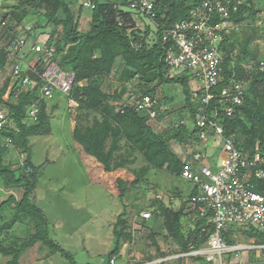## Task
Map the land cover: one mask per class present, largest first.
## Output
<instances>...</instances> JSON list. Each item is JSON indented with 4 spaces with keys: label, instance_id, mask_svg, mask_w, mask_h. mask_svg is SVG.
Instances as JSON below:
<instances>
[{
    "label": "trees",
    "instance_id": "16d2710c",
    "mask_svg": "<svg viewBox=\"0 0 264 264\" xmlns=\"http://www.w3.org/2000/svg\"><path fill=\"white\" fill-rule=\"evenodd\" d=\"M87 1L92 5L86 6ZM236 1H232L233 7ZM240 1L236 11L230 9L227 21L237 25L254 24L264 9V0ZM202 2L156 0L150 14L132 10L128 0H20L17 5H0V19L5 23L0 29V112H4L12 124L0 134V178L6 190H23L20 199L10 195L0 203V218L7 210L12 213V218L0 226V254L11 257L6 264H20L23 254L38 243L41 251L47 249L45 259L59 254L70 264H77L73 255L52 239L45 213L31 202L38 186L40 167L32 163L30 138L49 136L53 129L48 100L41 98L42 75L50 63H57L62 71L75 74L70 94L72 102L78 104L72 132L74 142L82 147L85 154L94 157L107 173L127 169L134 174L131 188L137 189V193L131 204L136 207L145 231L133 228L128 212L119 214L113 223L115 242L107 264H116L123 246L139 244L136 239L140 242L150 240L157 247L158 254L147 255L146 262L167 257L168 253L160 250L158 244L162 232L178 244L181 253L196 250L208 240L211 234L208 218H202L196 210L188 208L198 194L197 189L191 190L179 208L168 207L161 200L151 209L135 202L145 193L141 185L149 183L147 176L151 170H163L182 179L184 162L192 156L190 147L202 143L197 134L201 132L197 123L202 110H206L207 117L211 119L213 112L217 111L216 120L224 128V135L234 139L237 147L250 154L254 151L264 154V68H261L264 58L257 60V51L253 47L243 44V50L234 55L238 38L224 34V80L219 86L235 80L244 89L243 103L234 107L231 116L217 101L206 106L201 98H194L190 77L174 78L169 72L165 57L169 44L163 42L164 27L186 19L191 10ZM54 4L58 11L50 13ZM85 11L91 12L90 28L81 32L79 23ZM135 15L146 21L144 28L137 27ZM212 20L219 22L222 18L215 14ZM49 25L53 28L45 45L54 47V55L51 58L41 56L33 66L36 71L31 68L16 74L17 62L10 58L13 43L19 38L37 42V33H44ZM19 29L24 30L22 37L18 34ZM249 36L247 40L250 43L255 36ZM229 40L232 45H227ZM23 50L18 56L26 60L28 55L25 56ZM121 67L124 68L121 82L136 81L139 96L148 95L157 102L162 85H181L185 106L178 112L179 124H169L160 131L156 124L174 111L166 112L158 102L157 116L151 118L137 110L133 95L125 96L127 88L112 92L111 79ZM10 68L11 72L3 82V73ZM25 76L30 78L29 85L23 84ZM34 106L38 108L35 118L31 114ZM187 117L192 126L186 123ZM175 143L183 150L184 157L174 152L172 146ZM204 146L200 149L203 153L208 151ZM140 155L145 164L139 169H131ZM252 183L255 192L264 194V179L252 180ZM125 191L122 190L123 193ZM175 195L181 194L177 192ZM147 211L152 214L148 220L142 217V213ZM185 220H189V225ZM22 225L27 229L25 233L19 229ZM241 228L239 225L229 226L225 238L231 230L240 232ZM242 232L252 237L254 230ZM260 235L261 242H264V233ZM227 240L229 242V238Z\"/></svg>",
    "mask_w": 264,
    "mask_h": 264
},
{
    "label": "rangeland",
    "instance_id": "374dc122",
    "mask_svg": "<svg viewBox=\"0 0 264 264\" xmlns=\"http://www.w3.org/2000/svg\"><path fill=\"white\" fill-rule=\"evenodd\" d=\"M19 1L0 0V5H17ZM52 10L58 11V6L54 4L50 13ZM126 10H129V8H126ZM30 16L34 17L33 14ZM134 17L136 18L137 27L139 29L144 28L146 21L139 19L136 15ZM90 21L91 12L85 11L84 17L79 23V30L81 32L87 31L90 28ZM43 24L47 25L46 23ZM151 27L155 29L153 24ZM52 28L53 26L49 25L44 33L38 32L37 42L33 40L27 42L23 54L28 55L26 61L30 65L36 64L42 56L40 53H34L32 51L33 47L35 45L46 46L45 42H47ZM23 32L24 30H18L21 37L24 34ZM243 48L244 45H241L239 49L243 50ZM255 58L257 60L264 58V48L257 52ZM55 64L57 65V63ZM123 70L124 68L121 67L113 75L110 90L113 92L125 87L127 88L126 97H129V95L138 97L140 94L136 88L138 85L136 81H131L128 84L121 82ZM9 72H11V68L3 73L1 78L3 82ZM170 74L174 78L181 77L175 71H171ZM191 86L198 88L200 85L197 81H191ZM157 99L161 108L166 112L174 111V113L165 115L163 120L156 124V129L159 128L162 131L169 124H179L180 116L178 112L185 106L182 86L179 84L162 85ZM52 105H57L58 108L53 109ZM77 107L78 105L72 102L64 92L54 89L53 98L48 100V111L52 116V134L30 138L32 163L40 167L38 186L31 196V202L45 213L49 221V232L52 239L70 252L77 264H107L109 262V252L115 242L113 238V221H116L119 214L128 212V218L135 230L145 231V228L141 224L142 221L138 216L136 207L131 204L137 193V189L131 188V182L134 179L132 170L122 169L107 173L94 157L85 156V153L81 151L82 147L74 142L72 132L77 114L72 111ZM190 121L187 117L186 123L192 126ZM197 134L199 137V133ZM200 144L193 149L205 147L203 142ZM221 144L220 139H212L206 143L210 161H220ZM172 147L174 152L183 155L182 157L185 156L178 144L175 143ZM144 164L145 162L140 155L137 163L130 166V168L139 169ZM147 179L149 183L141 185V189L145 190V193L141 198L135 200L138 204L143 203L147 209H151L152 205L160 204V200L168 207L179 208L182 202L188 199V195L193 188L190 183L163 170H151ZM123 189H126L124 193L122 192ZM177 192H180L181 195L176 196ZM10 195H15L17 199H20L23 190L21 188L6 190L3 180L0 178V203ZM188 208L191 209V206L189 205ZM10 218H12V213L7 210L0 218V226ZM185 222L189 225V220H185ZM19 229L24 233L27 230L24 225L20 226ZM250 229L252 228L249 226H243L240 231L245 232ZM253 230L252 237L236 236L238 232L231 230V233L226 235V240L229 238L230 244H248L250 240H256L258 244L264 243L260 240V234L264 233V230L259 228H253ZM135 241L139 244L128 243L123 246L121 256L116 264H147L145 261L147 255L158 254L157 247L152 245L150 240L143 239L140 242L136 239ZM158 244L161 247L160 250L162 249L163 252L168 253V256L175 254V248L179 249L178 244L172 238L166 237L165 232H162L159 236ZM39 247L40 244L38 243L27 250L21 257L20 264H70L68 260L59 254L45 259L47 249L41 251ZM251 254L254 253L248 251L232 252L225 255L224 259L229 260L230 264H244L247 262L246 259L250 260L248 255ZM9 259L11 257L0 254V264H6ZM189 260L194 264H217V262H209L206 257L201 256L191 257ZM180 262H168L166 264H180ZM252 262H254L253 259Z\"/></svg>",
    "mask_w": 264,
    "mask_h": 264
},
{
    "label": "built area",
    "instance_id": "2783aa9c",
    "mask_svg": "<svg viewBox=\"0 0 264 264\" xmlns=\"http://www.w3.org/2000/svg\"><path fill=\"white\" fill-rule=\"evenodd\" d=\"M155 1L128 0V3L132 10L150 14L154 9ZM232 1L203 0L199 6L191 10L186 19L164 27L163 33V42L169 44L165 53L169 72L175 71L181 77H190L191 81L199 82L198 88H193L190 83L194 98H201L206 106H209L212 101L221 103L222 109L229 116L233 114L235 106L243 103L244 89L243 85L235 80L222 87L219 86V83L224 80L222 75L226 53L222 47L226 40L224 34L238 38L234 55L241 51L239 48L243 44L253 47L257 52L264 48V9L254 24L237 25L227 21L230 9L233 8L236 11L241 4V1L237 0L233 7ZM85 5L92 4L87 1ZM215 14H218L222 20L214 22L212 19ZM3 25L5 23L0 19V29ZM248 34L255 36L250 43L247 40ZM226 43L230 44L231 40ZM26 45L27 42L19 38L13 43L10 52V58H14L17 62L15 73L18 75L31 68L36 71L34 65H30L18 56ZM32 50L47 58H51L55 53L54 47L49 46L35 45ZM261 68H264L263 62H261ZM42 78L44 85L41 98L50 100L54 96V89H59L70 99L75 79L74 73L64 72L55 63H51L47 66ZM23 84H30L28 76L24 77ZM133 98L136 100L135 104L139 112L151 118L157 116L156 99L148 95L133 96ZM77 109L78 107L72 112L76 113ZM202 112L197 123L201 129L199 139L205 143L204 145L212 139L221 140L220 161H210L207 152L203 153L200 149H193L195 146H191L192 156L189 160H184L182 179L193 186L192 190L197 189L198 194L190 205L191 210H196L202 218H208L207 223L211 226L209 228L211 234L198 249L179 254L175 258L201 256L206 257L209 262L224 264L225 255L248 251L254 253L253 263L264 264V243L258 244L256 240H250L248 244H230L225 238V233L231 225L264 230V194L255 192L252 183V180L264 179V154L258 151L250 154L242 147H237L234 139L224 135V128L216 120L217 111L211 115L212 119L207 117L206 110ZM37 113L38 108L34 106L31 114L35 117ZM7 125L12 126L6 114L0 112V134L4 132ZM151 216L149 211L142 213V217L146 220ZM238 235L246 236L242 231L236 236Z\"/></svg>",
    "mask_w": 264,
    "mask_h": 264
},
{
    "label": "crops",
    "instance_id": "0c3cea01",
    "mask_svg": "<svg viewBox=\"0 0 264 264\" xmlns=\"http://www.w3.org/2000/svg\"><path fill=\"white\" fill-rule=\"evenodd\" d=\"M53 106V109H57L58 107L56 106V105H52ZM74 128V127H73ZM80 146V145H79ZM81 151H83V150H81ZM85 156H89V157H91L92 158V156H90V155H87V154H85ZM91 172H92V170L90 171V175H91ZM113 223H114V221H113ZM179 248V247H178ZM179 254H182L181 252H180V249H177V248H175V254L174 255H179ZM169 255V254H168ZM254 255V254H253ZM253 255L251 254V255H248V258L250 259V260H248V259H246V261L247 262H245L244 264H253V262H252V259H253ZM172 258V257H171ZM181 261V262H180ZM223 261H224V264H230V262H229V260H225V259H223ZM171 262H180V264H194V263H192L190 260H189V258H182V259H179V260H173V261H171Z\"/></svg>",
    "mask_w": 264,
    "mask_h": 264
},
{
    "label": "clouds",
    "instance_id": "9594fccd",
    "mask_svg": "<svg viewBox=\"0 0 264 264\" xmlns=\"http://www.w3.org/2000/svg\"><path fill=\"white\" fill-rule=\"evenodd\" d=\"M192 252V251H191ZM177 255H171V256H167V257H163V258H156L154 261L152 262H146L147 264H166L168 262H171L173 260H179L182 258H175ZM173 257V258H170ZM196 257V256H193ZM186 258H191V257H186ZM161 261V262H159Z\"/></svg>",
    "mask_w": 264,
    "mask_h": 264
}]
</instances>
